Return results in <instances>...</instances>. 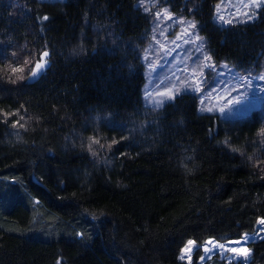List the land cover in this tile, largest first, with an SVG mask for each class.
I'll use <instances>...</instances> for the list:
<instances>
[{"label": "trees", "instance_id": "1", "mask_svg": "<svg viewBox=\"0 0 264 264\" xmlns=\"http://www.w3.org/2000/svg\"><path fill=\"white\" fill-rule=\"evenodd\" d=\"M170 1L218 59L264 57V7L221 27L220 0ZM150 23L137 0H0V264H200L209 240L257 232L264 115L227 120L185 93L146 108ZM249 246L264 264V238Z\"/></svg>", "mask_w": 264, "mask_h": 264}, {"label": "rangeland", "instance_id": "2", "mask_svg": "<svg viewBox=\"0 0 264 264\" xmlns=\"http://www.w3.org/2000/svg\"><path fill=\"white\" fill-rule=\"evenodd\" d=\"M247 2L248 0H220L217 4L219 6V12L216 7L213 18L214 22L221 27H225L232 24L255 21L259 16L261 8L256 10L255 18L249 21L243 16L244 12L252 15L251 9L244 8V3ZM137 6L149 15L151 21L145 36V43L140 48L146 76L143 87L144 104L146 107L152 110H160L167 103L174 101L179 95L185 93L184 89L186 85H195L198 83L201 91L195 94L198 97V109L202 113L217 114L227 120L245 118L251 116L256 111L264 114V79H253L250 90L247 87V83L240 80V77H245L249 74L252 77L264 74V57L259 64H253L248 67H239L225 58L218 59L210 45L209 36L202 31L201 25L195 15H188L183 11L173 9L170 0H137ZM165 10H167V14L171 15V20L164 19L166 15ZM218 15H223L225 20H233V23L224 24L222 21H218ZM237 20L241 22L237 23ZM177 21H183L184 23H176ZM188 22H194L196 24L195 33H198L199 39L195 43L184 44L183 40H176V37L182 35ZM189 32H192V30L189 29ZM184 38L192 39V37ZM199 45L203 46L204 55L211 57L210 63L215 65V70L210 71L208 68L203 67L204 64L209 63V61L203 59V56L200 58L199 66L193 63L196 57L200 55L197 51ZM43 62L45 63V69L47 65L46 57H44ZM151 65L156 66L155 71L150 70ZM225 65L227 67H224ZM194 67L196 68V72L192 74ZM201 72H203L202 77L200 76ZM217 72L221 75L218 76ZM176 77L180 79L177 80ZM202 81L207 82L204 83ZM217 81H220V83H217ZM210 89V95L206 96ZM234 97H239L242 101L241 104L229 105L228 100H232ZM201 99H204L203 105L200 103ZM205 106L214 108V111H202L201 109ZM220 108H224V111L220 112ZM246 236L248 237L247 240H245ZM246 236L237 241L225 244L213 241V244H223L225 248H237L241 251L247 250V256H238L237 253H228L221 249H214L212 253L206 254L204 252L202 255L204 259H200L199 263L205 264L208 259L217 253L225 257H236V259H233L234 261L241 260L248 262L252 253L249 246L250 242L253 241L251 238L256 237L255 240L264 238V225L259 223L257 232ZM203 246L212 248V245L207 243ZM203 246L202 248L204 249ZM187 247H191L192 251L186 252L184 250L183 256H186L188 259L190 257L189 260H191L197 246L188 245ZM227 261L229 260L227 259ZM59 264L67 263L59 261Z\"/></svg>", "mask_w": 264, "mask_h": 264}, {"label": "snow or ice", "instance_id": "3", "mask_svg": "<svg viewBox=\"0 0 264 264\" xmlns=\"http://www.w3.org/2000/svg\"><path fill=\"white\" fill-rule=\"evenodd\" d=\"M262 7H264V0H248L247 3H244V8L251 9L252 10V15H249L248 12H244L243 13V16L246 17V19L249 20V21L250 20H253L255 18V15H256V10H258V9H260ZM217 11L219 12V6H217ZM237 11H239V10H237ZM165 13H166V15H165L164 19L171 20L172 17H171L170 14H167V10H165ZM44 19L47 20L48 18L47 17H44ZM217 20L218 21H222L224 24H231V23H233V20H231V19L225 20V18H224L223 15H218L217 16ZM236 22L239 23L241 21L237 20ZM176 23L183 24L184 22L183 21H177ZM189 29H191L192 32H189ZM195 29H196V24L194 22H188V25L184 29L182 35H178L176 37V40H183V43L184 44L195 43L196 40L199 39L198 33H195ZM184 37H192V39H185ZM173 43H175V41H173ZM161 47H163V45H161ZM197 51L200 53V55L196 57V60H194L193 63L196 64L197 66H199L200 58H201V56H203V59L204 60L209 61V63L204 64L203 67L208 68L210 71L215 70V65H213V64L210 63L211 57L210 56H207V55H204V53H203V46L202 45H199L198 46ZM48 56H49V53L47 51H44L42 53V57H41V61L42 62L37 63L35 65V69L36 70L35 71H32V73H31V75L33 77H35L38 74L39 71H41L42 69H44L45 63L43 62V58L44 57H48ZM145 58L147 59V57H145ZM224 67H227V66L225 65ZM155 69H156V66L155 65H151L150 66V70L151 71H155ZM12 71L13 72H16V71H20V69L13 68ZM195 72H196V68L194 67L192 69V74H195ZM217 75L219 76L221 74L219 72H217ZM200 76L201 77L203 76V72L200 73ZM176 79L179 80L180 78L179 77H176ZM253 79H256V80L264 79V74H262L260 76H257V77H252L250 74L248 76H245V77H240V80L242 82H246L247 83V87H248L249 90L251 89V81ZM202 82L206 83L207 81H202ZM217 83H220V81H217ZM177 91H179V89H177ZM184 91H185V94H195L196 92L201 91V89L199 88V84L198 83L195 84V85L188 84V85L185 86ZM210 93H211V89H210L209 93L206 94V96L207 95H210ZM241 102L242 101H241V99L239 97H234L232 100H228V104L229 105H232V104L239 105V104H241ZM200 103L203 105L204 104V99H201L200 100ZM157 106H159V105H157ZM201 110L202 111L212 112V111H214V108L206 107L205 106ZM219 111L220 112H223L224 111V108H220ZM259 223L262 224V225H264V219L260 220ZM247 239H248V237L246 236L245 237V240H247ZM251 239L254 241L256 239V237H252ZM195 243L196 242L195 241H192V240H189L188 241V245L189 246H193V245H195ZM207 244H211L212 245V248H209V247L205 246L203 250H204V252L206 254L207 253H212L214 251V249H221V250H224V251H226L228 253H237L238 256H247V250L241 251V250H239L237 248H225V245H223V244H213V241H211V240H209L207 242ZM185 251L186 252H190V251H192V248L191 247H187L185 249ZM222 258L228 259L229 260V264H231V261L233 259H236V257H233V256H227V257L222 256ZM181 259H184V257L181 256ZM189 259H190V257H189ZM200 259L203 260L204 257H200ZM244 264H247V262L245 261Z\"/></svg>", "mask_w": 264, "mask_h": 264}, {"label": "water", "instance_id": "4", "mask_svg": "<svg viewBox=\"0 0 264 264\" xmlns=\"http://www.w3.org/2000/svg\"><path fill=\"white\" fill-rule=\"evenodd\" d=\"M35 70H36V69H35ZM35 70H34V71H35ZM39 73H40V71L38 72V74H39ZM38 74H37V75H38ZM37 75H36V76H37ZM36 76H35V77H36ZM31 77H32V78H35V77H33L32 75H31Z\"/></svg>", "mask_w": 264, "mask_h": 264}, {"label": "bare ground", "instance_id": "5", "mask_svg": "<svg viewBox=\"0 0 264 264\" xmlns=\"http://www.w3.org/2000/svg\"><path fill=\"white\" fill-rule=\"evenodd\" d=\"M146 108H147V107H146ZM148 110H149V109H148ZM150 110H151V109H150ZM150 110H149V111H150ZM151 111H152V110H151ZM263 115H264V114H263Z\"/></svg>", "mask_w": 264, "mask_h": 264}]
</instances>
